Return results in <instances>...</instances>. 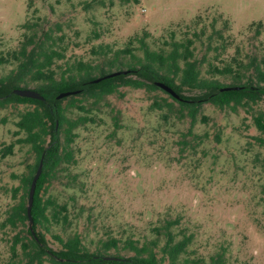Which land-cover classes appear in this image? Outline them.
Listing matches in <instances>:
<instances>
[{"label": "rangeland", "instance_id": "obj_1", "mask_svg": "<svg viewBox=\"0 0 264 264\" xmlns=\"http://www.w3.org/2000/svg\"><path fill=\"white\" fill-rule=\"evenodd\" d=\"M42 29L64 51L52 66L56 78L66 62L99 61L93 47L123 48L147 31L145 40L155 49H168L164 41L172 38H194L201 75L228 84L232 75L214 73V67L237 69L239 61L264 57V0H0V56L18 49L25 34ZM15 66L1 64L0 77ZM27 85L34 89L37 82ZM182 94L202 91L184 89ZM92 101L80 102L88 113L66 110L70 117L89 115L94 121L74 130L75 163L59 169L42 192L68 207V222L46 232L51 247L58 248L52 233L73 231L91 250L109 236L143 241L155 236L154 226L178 219L177 237L192 235L182 258L209 261L222 253L223 264H264V134L253 122L264 112V97L236 111L203 101L193 122L187 109L160 87L122 85L100 102ZM28 107H0V223L23 192H13L19 185L13 175L34 162L26 144H15L12 153L2 155L3 146L22 135H14L15 122ZM26 225L0 227V264L27 261L9 250L16 232L22 230L25 237ZM42 264L52 263L45 257Z\"/></svg>", "mask_w": 264, "mask_h": 264}, {"label": "trees", "instance_id": "obj_2", "mask_svg": "<svg viewBox=\"0 0 264 264\" xmlns=\"http://www.w3.org/2000/svg\"><path fill=\"white\" fill-rule=\"evenodd\" d=\"M133 1L138 2V0ZM258 25L261 26V22ZM256 33H260V27ZM192 35L198 36L196 32ZM147 36L149 32L144 31L141 36L131 37L125 47L115 50L108 44H99L92 48L93 54L99 55V61L92 63L76 59L66 62V68L59 78L55 77L52 66L55 60L64 58V51L54 46L55 41L52 40L50 31L42 29L30 35L25 34L18 49L0 56V65L16 63L15 68L0 77V107H5L9 103H28L30 106L19 113L15 122L17 129L14 135H22L2 148V155L5 156L13 152L15 144H26L34 154V162L27 166L28 170L13 175L19 178V185L13 188V192L17 193L21 189L23 192L17 203L6 209L5 217L0 223L1 228L15 229L27 222L25 237L22 235V230L18 231L13 235L9 245L12 256L20 253L27 258L23 264H42L45 257L52 264L224 263L222 253L210 256L209 261L199 257L182 258L192 235L182 232L181 237H177L174 227L178 224V219H166L160 225L154 226L153 238L140 241L132 237L121 239L109 236L98 239L93 250L83 243L77 231L65 235L52 233L51 236L58 243V248L51 247L47 242L46 232L51 230V226H64L68 222V207L66 203H58L51 197L44 198L42 192L46 183L59 169H67L75 163L71 146L76 136L74 130L86 122L94 121L89 115L70 117L66 114L68 108H77L88 113L90 109L80 103L83 100L92 98L93 104H96L105 96L117 92L122 85L155 90L159 88L155 84L156 81L164 82L179 94L178 99L171 95L170 97L178 102L182 110L187 109L192 122L203 101L220 108L228 106L236 111L239 107H246L264 97V57L260 59L254 57L246 63L239 61L237 69L231 64L222 68L214 67V73L232 75V82L226 84L218 79L205 78L201 75L198 61L194 58L192 47L194 38L186 37L183 40L172 38L170 41H164L169 45L168 49H155L145 40ZM98 37L99 33H95V38ZM134 42L138 45H133ZM217 48L214 47L215 50ZM135 50H139L140 54ZM124 58L128 61H123ZM113 68L127 69L128 72L103 78L98 82L92 81L111 72ZM132 74L135 77H130ZM28 81L37 82L34 89L43 96V99L23 97L13 93L14 88H27ZM225 86L239 88L222 91L221 88ZM184 89H198L202 94L183 95ZM73 90L77 91L76 94L57 98L59 93ZM64 100H68L65 105H63ZM152 104L160 105L155 101ZM253 122L264 134L263 111L253 116ZM256 139L263 142L261 137ZM40 160L43 166L33 196L30 227L27 216L28 191ZM110 250H114L115 253H108ZM122 251L125 253H121Z\"/></svg>", "mask_w": 264, "mask_h": 264}, {"label": "water", "instance_id": "obj_3", "mask_svg": "<svg viewBox=\"0 0 264 264\" xmlns=\"http://www.w3.org/2000/svg\"><path fill=\"white\" fill-rule=\"evenodd\" d=\"M127 72H128L127 69L112 70L111 72H109L103 76L97 77V78L93 79L92 81L98 82L103 78H109V77H113V76H116L119 74H126ZM155 84L158 87L162 88L164 91H166L168 94H170L172 97L177 98V99L180 98L179 94L177 92H175L173 90V88H171L169 85L165 84L164 82L156 81ZM237 88H239V87L238 86H225V87H222L221 90L227 91L230 89H237ZM76 92H77L76 90L63 91L57 95V98H62L64 96H68L70 94H76ZM13 93H15L19 96H23V97L43 99V96L37 90L32 89V88H28V87L27 88H14ZM42 166H43V162H42V160H40L38 163V166L36 168V171L32 177L31 184H30L29 191H28L27 216L29 218L30 227L32 224L31 207H32V203H33V196H34V192H35V188H36L37 179L39 178V176L42 172ZM105 258H108V257H105Z\"/></svg>", "mask_w": 264, "mask_h": 264}]
</instances>
